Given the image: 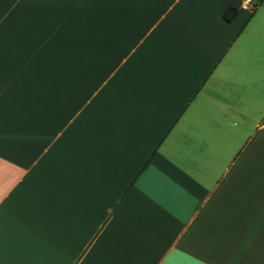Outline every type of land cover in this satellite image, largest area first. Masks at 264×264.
Listing matches in <instances>:
<instances>
[{
	"label": "crops",
	"instance_id": "obj_1",
	"mask_svg": "<svg viewBox=\"0 0 264 264\" xmlns=\"http://www.w3.org/2000/svg\"><path fill=\"white\" fill-rule=\"evenodd\" d=\"M242 2L0 0V264H264Z\"/></svg>",
	"mask_w": 264,
	"mask_h": 264
},
{
	"label": "trees",
	"instance_id": "obj_2",
	"mask_svg": "<svg viewBox=\"0 0 264 264\" xmlns=\"http://www.w3.org/2000/svg\"><path fill=\"white\" fill-rule=\"evenodd\" d=\"M236 13H237V8L236 7L228 6V7H226V9L223 12V18L226 21H230V20H232L234 18Z\"/></svg>",
	"mask_w": 264,
	"mask_h": 264
},
{
	"label": "built area",
	"instance_id": "obj_3",
	"mask_svg": "<svg viewBox=\"0 0 264 264\" xmlns=\"http://www.w3.org/2000/svg\"><path fill=\"white\" fill-rule=\"evenodd\" d=\"M241 9L245 12L251 13L254 10L253 0H243Z\"/></svg>",
	"mask_w": 264,
	"mask_h": 264
}]
</instances>
